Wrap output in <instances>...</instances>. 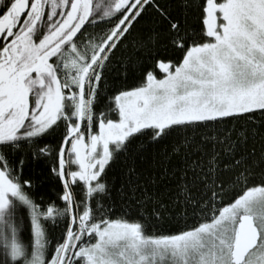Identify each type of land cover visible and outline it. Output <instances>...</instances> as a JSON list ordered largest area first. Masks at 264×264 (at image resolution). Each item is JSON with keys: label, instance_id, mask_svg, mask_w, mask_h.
<instances>
[{"label": "snow or ice", "instance_id": "6c2138e0", "mask_svg": "<svg viewBox=\"0 0 264 264\" xmlns=\"http://www.w3.org/2000/svg\"><path fill=\"white\" fill-rule=\"evenodd\" d=\"M0 264H264V0H0Z\"/></svg>", "mask_w": 264, "mask_h": 264}, {"label": "trees", "instance_id": "16d2710c", "mask_svg": "<svg viewBox=\"0 0 264 264\" xmlns=\"http://www.w3.org/2000/svg\"><path fill=\"white\" fill-rule=\"evenodd\" d=\"M165 2H167V0H165ZM160 51L164 53L166 58H168L167 53L165 52L163 48H161ZM125 55H133L135 58H143L146 62L151 63V58L146 53L139 51V50L133 53L131 44H129V47L127 50L123 52L120 50L117 51V58H122ZM118 71L122 72L123 69L119 68V65L114 63L112 66V72L115 74ZM129 71H131L130 68H129ZM156 74L157 76L161 75V72L159 69H156ZM30 171H33L35 173V180H36L35 194L37 198H39L41 195L46 196V197H50L54 195L53 182L48 181L46 176L41 177V172L44 171L43 162L42 161L40 162L29 161L25 168V173L27 174ZM42 179H43V183H41Z\"/></svg>", "mask_w": 264, "mask_h": 264}]
</instances>
